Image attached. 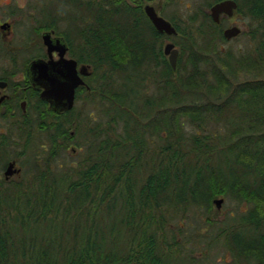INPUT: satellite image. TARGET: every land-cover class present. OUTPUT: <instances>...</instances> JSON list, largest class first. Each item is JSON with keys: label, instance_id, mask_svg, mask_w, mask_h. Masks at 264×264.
Wrapping results in <instances>:
<instances>
[{"label": "trees", "instance_id": "trees-1", "mask_svg": "<svg viewBox=\"0 0 264 264\" xmlns=\"http://www.w3.org/2000/svg\"><path fill=\"white\" fill-rule=\"evenodd\" d=\"M71 1L98 21L95 89L109 120L70 138L82 120L53 112L32 173L0 174V264H194L170 213L211 212L219 195L245 209L216 239L237 262L264 264V0H236L235 14L256 23L239 54L218 48L223 18L207 11L167 36L145 14L151 0ZM170 37L177 69L163 48ZM147 80L160 93L147 94ZM81 133L87 155L53 167Z\"/></svg>", "mask_w": 264, "mask_h": 264}, {"label": "flooded vegetation", "instance_id": "flooded-vegetation-1", "mask_svg": "<svg viewBox=\"0 0 264 264\" xmlns=\"http://www.w3.org/2000/svg\"><path fill=\"white\" fill-rule=\"evenodd\" d=\"M62 13L63 16L59 14L58 20L49 16L45 21L44 16L41 20L32 21L31 28L26 27L20 32L18 27L15 28L14 20L0 19V153L5 152L3 158L6 164L1 175L6 180H13L15 175L22 176L23 165L19 161L33 147L35 115L42 119L39 129L45 130L48 123L44 121L45 118L55 113L64 118L77 114L78 119L82 120L88 104L93 107L96 103L98 91L95 89L97 74L94 65L97 63V18L88 11L81 14L73 11ZM16 32L18 36L13 41ZM35 59L48 62L62 60L70 65L75 62L83 82L76 86L70 108L51 105L49 100L42 97L48 83L46 78H40L39 81L34 78L30 65ZM62 79L67 77L64 75ZM89 114L92 117L91 110ZM73 123H76L74 118ZM68 131L72 138L77 128L73 125ZM70 141L73 150L81 149V145L72 144L73 139ZM49 142L44 140L41 147L46 150ZM12 161L15 162L16 171L6 175V169Z\"/></svg>", "mask_w": 264, "mask_h": 264}, {"label": "rangeland", "instance_id": "rangeland-1", "mask_svg": "<svg viewBox=\"0 0 264 264\" xmlns=\"http://www.w3.org/2000/svg\"><path fill=\"white\" fill-rule=\"evenodd\" d=\"M83 2L89 0H82ZM95 4H99L101 0H91ZM76 2L71 0H0V19H12L15 21V28L18 27V31L25 29L26 27L31 28V22L42 19L44 16L50 14L53 17H58L59 14L63 16V11H73L78 13H83L88 11L87 5H79ZM153 5L160 15L168 19L175 26L178 23L182 27L188 26V20L195 11L203 10L210 12V8L206 6L205 0H151L145 1L143 3V8L146 5ZM49 8L50 10H46ZM59 11L61 13H59ZM68 16H70L68 14ZM256 23L247 15L234 14L232 17H223L222 29L223 31L233 25H237L242 29L240 35L235 38H232L226 42H220L218 48L222 50L223 53L227 51H232L235 54L244 53L249 48H252V39H251V29ZM63 27V26H62ZM176 27V26H175ZM18 36L16 32L13 41ZM177 38H165L163 42V48L165 44L170 41L176 44ZM177 48H179L176 45ZM117 81L120 82L119 77H116ZM147 86L143 90L150 94L153 90H156L155 93H160L159 89L155 87L157 84L152 80H147ZM109 105L108 100H104L98 94L96 98V103L92 107L88 104L87 108L84 109L83 119L80 121L81 125H78L77 129H80L85 134L92 127H106L109 117H107L104 109ZM92 112V117L89 112ZM46 119V120H45ZM44 121L50 123L52 121V116L45 118ZM39 121L42 119L38 118L35 115L33 121V130H34V140L32 142L33 147L26 152L24 158L21 159L20 164L23 165L22 176L25 177L30 172L35 164V156L39 153H43L46 150H49V146L44 150L41 147V143L46 140L49 142L48 134L49 131L39 129ZM190 128V127H189ZM50 130V133L53 130ZM80 131V132H81ZM117 131H122L121 127L117 128ZM81 135L76 140L81 144L80 150H73L72 146L69 144L68 149H64L59 153L57 158L51 163L53 167H56L59 164L62 166L66 163H75L79 159L87 155L86 144L84 143V134ZM158 140V138H156ZM90 140V139H89ZM81 142V143H80ZM50 143V142H49ZM74 142L72 141V144ZM39 145V147H38ZM48 145V143H47ZM37 146V147H36ZM42 151V152H41ZM37 153V154H36ZM42 155V154H41ZM2 167L0 169V174L3 175ZM19 175H15L13 180H19L21 178ZM224 198V201L220 207L214 203L212 211L206 212L202 209H193L187 212L185 217L182 213L179 212L177 216H174L170 213L172 226L175 224L181 226V234L185 235L184 239L186 240V245L189 247L187 251L190 255H194V264H245L240 263L235 260L233 255L223 243V237L216 239V235L220 229L226 228L228 225L233 223V217H238L240 213L245 209V204L239 202L230 196H217L216 198Z\"/></svg>", "mask_w": 264, "mask_h": 264}, {"label": "water", "instance_id": "water-1", "mask_svg": "<svg viewBox=\"0 0 264 264\" xmlns=\"http://www.w3.org/2000/svg\"><path fill=\"white\" fill-rule=\"evenodd\" d=\"M237 8L238 3L236 0H222L210 7V15L214 22L220 23L223 16L232 17ZM144 10L157 31L170 36L178 34V30L172 22L160 15L153 5H146ZM241 32L242 29L239 26L233 25L226 28L223 31V35L227 40H230L240 35ZM164 50L165 54L169 56V62L173 69H177L180 50L173 42L167 43ZM30 68L37 81H39L38 79L40 78L47 79L48 85L44 88L42 97L49 100L51 105H60L61 108H70L73 105L75 88L78 84L83 82L76 70L75 62L73 65H70L66 62H62V60L48 62L42 59H35L32 61ZM84 68H86V66H84ZM64 75L67 77L65 80L62 79ZM14 164V161L9 163L6 169V175L16 171V169H14ZM223 201V197L214 199L218 207L222 205Z\"/></svg>", "mask_w": 264, "mask_h": 264}]
</instances>
